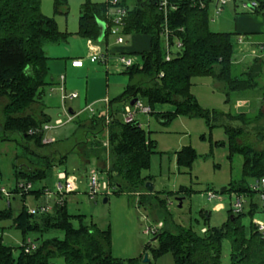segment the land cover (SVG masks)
Masks as SVG:
<instances>
[{"label":"trees","instance_id":"trees-1","mask_svg":"<svg viewBox=\"0 0 264 264\" xmlns=\"http://www.w3.org/2000/svg\"><path fill=\"white\" fill-rule=\"evenodd\" d=\"M40 1L0 0V96L7 98L3 108L0 141L14 142V157L28 160L19 162V165L12 160L14 184L8 192L22 196L31 193L36 199L40 197L42 189L22 190L17 188V184L39 181L54 165L62 164L66 154L61 155L56 163L47 156H39L30 148V143L37 148L47 145L42 142L44 133L41 127L49 117L43 109L40 119H36L28 111L33 104L41 101L44 87L54 83L44 47L50 43L66 41L71 35V32L60 30L53 17L42 13ZM117 1L126 9L122 33L146 35L149 46L138 52H121L127 55L137 54L139 60L123 70L128 82L119 95L108 100L107 123L104 115L99 113L75 119L78 127L92 135L89 151L82 155L87 157L91 152L96 158L100 151L106 150L99 141L98 133L107 128L111 160L105 171L110 193L139 194L145 188V182L151 178L143 175L142 170L149 167L150 154L155 151L156 143L135 119L123 121V107L133 97L143 98L150 112L155 104L169 103L173 106L171 111L157 113L164 122L183 115L203 118L209 129L218 123L223 125L228 137V157L231 158L234 153L243 157L242 178L232 185L231 190L237 194L252 195L247 180L264 175V150L253 151L238 144L236 139L242 132L241 125H231L234 121L247 122L246 117L253 115L256 121L257 116L202 107L190 88L192 78L209 77L220 84L225 101L242 97L251 91L264 97V82L261 81L264 76L263 58L255 57L244 69H239L234 61L235 37L239 33L210 30L208 8L192 6L191 0H178V8L168 15L167 26L181 41L182 48L170 60H165V49L159 35L163 14L158 10V0ZM259 1L262 5L250 13L263 15L264 1ZM110 7L108 0H84L80 4L75 33L96 41L100 34L98 21H102L105 29L100 41L106 39L111 35L107 17ZM53 8L55 13H66L67 0H53ZM242 35L247 39L248 34ZM263 42L264 39L258 46ZM85 119L88 122L83 124ZM263 129L264 125L259 128L260 132ZM195 158V150L191 146H183L175 152L178 168H189ZM152 192L160 193L154 190ZM139 197V203L149 202L146 194H140ZM0 198H3L1 193ZM157 199L160 204L165 205L164 200ZM256 209V204L250 201L247 213L251 215ZM201 214L207 220V212L201 211ZM243 216V212L234 214L229 209L225 222L217 227L207 226L200 233L195 232L191 226L171 224L172 229L165 223L161 230L153 234L156 237L155 244L147 243L144 252H148L152 259L169 253L172 264H221L222 241L227 238L230 241L228 264H264V235L256 231L251 221L247 234L241 221ZM83 217L81 214L69 213L64 200L60 204L53 203L50 212L38 214H29L24 205L14 214L7 202L6 206L0 208V224L9 220L10 226L20 231L22 241L14 255L13 247L5 244L0 236V264H55L56 258H61L63 264H152L150 261L143 263L142 255L126 260L112 256L109 228L102 230L94 223L85 225L82 223ZM73 219H77V226L72 224ZM50 231L60 232L62 236H45ZM30 233L36 235L35 239H31L36 248L26 253L23 246Z\"/></svg>","mask_w":264,"mask_h":264},{"label":"rangeland","instance_id":"rangeland-1","mask_svg":"<svg viewBox=\"0 0 264 264\" xmlns=\"http://www.w3.org/2000/svg\"><path fill=\"white\" fill-rule=\"evenodd\" d=\"M83 1L67 0L66 13H55L53 0L40 1L42 13L48 17H53L60 30L71 32L66 42L53 44V46L51 44L48 48L49 53L54 56L51 58L52 61L51 59L48 60V64L53 65V68L56 69L60 60L63 61L66 56L81 57L84 63V68L81 71L66 72L65 90L66 92L75 91L78 96L73 100H66L64 107L66 109L70 106L74 111L85 106L86 94L89 95L86 99L87 103L101 96L107 95L110 99L117 96L128 82L127 76L121 73L125 68L117 60L120 55L119 51H142L148 49L149 46L148 38L145 36L134 38L130 34H122L124 44L119 46L115 44L113 35H108L102 41H91L77 35L75 32L79 8ZM91 1L103 2L104 0ZM243 2H248V0L230 1L219 16L215 17L213 21L209 20L210 30L238 33L237 31L245 30L243 29L245 23L243 22L246 18L260 19L262 17L261 14L250 13L243 9L241 7ZM239 35L242 34L239 33ZM251 36L255 37V41L261 40V35L258 33H248V38ZM96 48L98 51L93 50ZM234 49V57L242 63L241 65L238 64L239 69H244L245 64H249L252 58L261 57L264 60V54L261 53L258 46L253 45L251 49L254 51L244 57L238 52L236 43ZM92 53H107V65L99 60L90 64L88 57ZM130 56L139 60L137 54ZM261 81L264 82V76ZM219 85L218 82L209 77H194L190 90L202 107L219 112L233 111L235 108L236 112H245L248 115L255 114L258 119L257 122L253 115L246 117L247 122L234 121L231 126L241 125L242 132L236 139L238 144L245 145L253 151L264 150V129L262 132L259 130L264 125V97H260L259 93L251 91L242 96L243 99L239 103L233 102L232 99L225 101L224 92L219 88ZM56 87H44L42 102H36L28 111L36 119H40L42 118L40 112L43 109L49 117L47 124H52L58 118L65 119L59 100V90ZM139 100L144 106H147V102L143 98H139ZM6 102L7 98L0 96V128L4 121L3 108ZM91 104L93 114L97 113L96 110L100 108L99 102L92 101ZM172 109L173 106L169 103L155 104L152 112L146 114L137 112L134 115L139 126L148 132L150 138L154 139L156 143L155 151L150 154L149 167L142 170V174L151 177L148 181L152 184L154 191H160L159 194L149 192L144 188L140 190L139 194L122 192L105 195L99 193L90 197L87 194L88 187L86 184V176L89 172H98L100 177L106 179L105 168L108 167L111 160L107 140L108 130L104 128L101 133H98L99 141L102 142L106 150H98L100 153L96 158L91 152L89 156L84 157L82 153L89 151L92 135L90 132L86 133L84 128L78 127L75 119L46 131L45 134L54 140L46 146L37 148L30 143V148L34 149L39 156H47L49 160L56 163L61 155L66 154L64 162L50 168L45 177L32 184V188H40L42 191H50L53 194L57 180L56 174L59 170L75 176L77 189L63 196L68 212L83 215L82 223L85 225L94 223L102 230L109 228L111 254L122 260L137 258L139 255H142L143 258L144 246L147 243L155 244L153 234L145 232L146 226H154L158 232L166 225L165 223L169 228H172L171 224H180L186 227L191 226L197 233H200L207 226H220L226 221L228 210L236 198L237 193L233 189L231 190V187L242 178L243 157L238 153H234L231 158L228 157V137L224 132L223 125L219 123L209 129L201 117L177 115L164 122L157 115L158 112L162 113ZM92 112L86 110L81 113V117L87 118ZM87 122L88 120L85 119L83 124ZM183 146H191L195 150L196 158L189 168H178L176 165L175 152ZM15 153L16 144L14 142L0 141V187L6 191L11 189L14 184L12 160L18 165L21 161H28L23 157L15 158ZM247 182H251L250 178ZM222 188L226 189L221 190ZM207 191L217 193L218 197L208 200ZM140 194H146L149 197V202L139 203ZM104 197H107L105 202H103ZM250 197L255 200L257 205V209L251 215L247 213ZM157 198L164 200L165 205L160 204ZM177 198L180 199V206H178ZM7 199L15 214L22 205L27 208L42 203L44 196L41 193L40 197L36 199L31 193L24 196L14 193L13 195L10 194ZM52 200L53 197L48 199L50 203ZM243 200L242 212L244 216L241 221L244 225V231L248 234L250 231L249 222L264 221V212H262L258 196L243 195ZM216 203H221L222 207L214 209L213 206ZM6 205V198H0V208ZM201 211L207 212V220ZM72 224L77 226V219H73ZM0 225L2 227L0 236L3 242L12 246L13 254L16 255L17 247L22 241L20 231L10 226L9 220L2 221ZM52 235L62 236L60 232L55 231H50L45 236ZM29 237L35 239L36 235L30 233ZM229 254L230 241L226 238L222 241L221 246V264L229 263ZM148 258L152 264H172L173 262L169 253L156 259H152L148 253ZM55 264H63L62 259L56 258Z\"/></svg>","mask_w":264,"mask_h":264},{"label":"built area","instance_id":"built-area-1","mask_svg":"<svg viewBox=\"0 0 264 264\" xmlns=\"http://www.w3.org/2000/svg\"><path fill=\"white\" fill-rule=\"evenodd\" d=\"M234 0H191V5L196 6L198 8H208L210 11L209 20H214L215 17L219 16L225 9V6ZM264 1V0H262ZM111 7L107 12V17L110 21L109 32L111 35L115 37V43H124L122 38V29L124 26V17L126 15V9L118 4L117 0H108ZM261 2L259 0H248V2H243L241 7L248 12H254L256 9L260 7ZM262 10L264 13V2L262 6ZM178 8V0H158V10L163 14V25L160 30V38L162 39L164 49H165V60H170L174 57L182 48L181 41L174 35L173 31H171L167 26V18L171 11H174ZM237 45L242 44L246 41L244 35H236L235 37ZM260 50L264 52V42L259 46ZM90 61L96 60H105V57L101 54L92 53L89 57ZM118 62L123 65V67H129L136 63L138 60L133 56L122 54L118 56ZM83 61L81 58H76L71 60V65L73 67H81ZM63 79V76H61ZM60 90V101L62 105V111L64 113L65 119L61 118L56 119L52 124H43L41 127V131L44 133L42 142L45 144H49L53 141L51 137H48L45 133L55 127H58L65 122L72 120L73 116L67 112L64 107V102L66 99H71L77 97V93L75 91L65 92L63 85L61 84L59 87ZM106 102V101H105ZM89 111H93L91 105L87 106ZM149 113L150 109L148 106H144L142 102L137 99L133 105L126 104L123 107L122 118L124 122H129L134 119V115L137 113ZM93 114V112H92ZM105 122L109 121L108 114L104 115ZM57 180L55 182L54 188L55 192L51 194L50 191L44 190L42 192L44 196V201L39 204H35L32 207H27V212L29 214H38V213H47L52 209L53 203L60 204L63 201V196L65 194L74 192L77 189V179L75 176L67 174L65 171L59 170L56 174ZM86 184H87V194L90 197H93L99 193L101 194H109L111 188L108 184V181L100 177L98 172L91 171L86 176ZM18 189L28 190L32 188L31 182H19L17 184ZM248 188L253 196H258L260 201V206L262 208V212H264V175L258 178L251 179V182L248 183ZM0 193L3 197L6 198L8 202V197L10 193L6 191L3 187H0ZM53 197L52 202L48 201L49 198ZM218 197V194L215 192L207 191V199L211 200L213 198ZM243 194H237L234 202L231 204V210L234 214H238L243 211ZM255 203V200L252 197L249 198V202ZM257 206V205H256ZM249 207V204H248ZM253 227L264 235V221L262 220H254L251 222ZM146 233H156L157 229L154 226H146ZM24 252H31L36 248L35 243L31 240L30 237H27L24 243Z\"/></svg>","mask_w":264,"mask_h":264},{"label":"crops","instance_id":"crops-1","mask_svg":"<svg viewBox=\"0 0 264 264\" xmlns=\"http://www.w3.org/2000/svg\"><path fill=\"white\" fill-rule=\"evenodd\" d=\"M243 23H245V25L243 26V29H245V30H241V31H237L238 33H241V34H248V33H258L259 35H261V42L263 41V39H264V13H263V15H262V17L260 18V19H255V18H253V17H248V18H246L245 19V21L243 22ZM131 36H133L134 38H136L137 36H145V37H147L148 38V36H146V35H140V34H131ZM87 40H90V39H87ZM256 39H255V37H253V36H251L250 38H248L247 37V39H246V41L244 42V43H242V44H239L238 45V52L239 53H241V55H242V57H244V56H246L248 53H252V51H254V50H252L251 48H253V45H255V46H258V44L260 43V41H255ZM92 41V40H91ZM97 41H100V40H97ZM148 41H149V38H148ZM62 42H66V41H62ZM60 43V42H59ZM51 44H52V46H53V44H58V43H50V44H47L45 47H44V50H45V54L47 55V57H48V60L49 59H51V58H54V56L53 55H51L50 53H49V47L51 46ZM116 45H122V44H124V43H120V44H118V43H115ZM132 46H134V43H132ZM47 49H48V52H47ZM258 49L260 50V48H259V46H258ZM93 50H96V51H98V49L96 48V49H93ZM120 53L121 52H125V50H121V51H119ZM128 52H138V51H135V50H132V51H128ZM99 54H101V55H103L104 57H105V60L104 61H102V62H104L105 64H106V60H107V53H99ZM254 56V55H253ZM252 56V57H253ZM67 58H68V60H67ZM76 58H81V57H77V56H69V57H67L66 56V59H64L63 61H61L60 60V62H59V66L55 69V68H53L54 66L53 65H49L48 64V69H49V72H50V74H51V78L53 79V81H54V83L51 85V86H49V88H54V87H56V88H58V90H59V86L62 84L63 85V87H64V90H65V84H64V82H65V78H66V72L67 71H71V72H77V71H81L83 68H84V63L82 64V66L81 67H73L72 65H71V60H73V59H76ZM259 58H261V57H259ZM70 59V60H69ZM234 61L237 63V64H242L241 62H240V60L239 59H237V58H235L234 57ZM253 59V58H252ZM262 59V58H261ZM51 61H52V59H51ZM100 61V60H99ZM252 61V60H251ZM89 62H90V64H92V63H94V61H90L89 60ZM48 63V62H47ZM251 63V62H250ZM249 63V64H250ZM121 64V63H120ZM107 65V64H106ZM246 65V64H245ZM125 68V67H124ZM56 73H58V74H56ZM121 73H123V71L121 72ZM55 74H56V76H55ZM55 76V77H54ZM61 76H63V79H61ZM65 92H66V90H65ZM69 92H71V91H69ZM122 92V91H121ZM120 92V93H121ZM119 93V94H120ZM118 94V95H119ZM78 96V95H77ZM88 94H86L85 95V98H84V101H85V106L83 107V108H81L80 110H77V111H74V109L72 108V107H66V109H67V112L70 114V116H73V118H72V120L73 119H77V118H79V117H81V113L82 112H84V111H86V110H88V108H87V106L88 105H91L92 106V104H91V102L92 101H97V102H99V104H100V108L98 109V110H96L97 111V113L96 114H100V115H105V114H108V108H109V105H108V100L110 99L107 95L106 96H101V97H97V98H94L92 101H90V102H86V99L88 98ZM75 98H77V97H75ZM75 98H71V99H66V100H73V99H75ZM241 99H243V97H234V98H232V100H233V102H235V103H239L240 101H241ZM59 100H60V90H59ZM65 100V101H66ZM106 101V102H105ZM40 102H42V98H41V101ZM60 103H61V101H60ZM63 112V111H62ZM228 112H230V113H232V114H235V113H240V112H236L235 111V108L233 109V111H228ZM140 113V112H139ZM95 114V113H94ZM134 119H135V116H134ZM72 120H70V121H72ZM69 122V121H68ZM65 123H67V122H65ZM53 139V138H52ZM54 141V140H53ZM222 207V204L221 203H216L214 206H213V208L214 209H219V208H221Z\"/></svg>","mask_w":264,"mask_h":264},{"label":"water","instance_id":"water-1","mask_svg":"<svg viewBox=\"0 0 264 264\" xmlns=\"http://www.w3.org/2000/svg\"><path fill=\"white\" fill-rule=\"evenodd\" d=\"M98 26H99V37L98 40H101L104 34V29H105V24L102 21H98ZM137 98L133 97L130 101H129V105H133L136 102ZM145 189L149 192H151L153 190V186L150 183V181H146L145 185H144ZM221 190H225V188H222ZM178 202V206L181 205L180 199L177 198ZM107 201V197L103 198V202ZM232 216V215H231ZM156 237H153V240H155ZM150 261V259L148 258V253H144L143 258H142V262L143 263H148Z\"/></svg>","mask_w":264,"mask_h":264}]
</instances>
